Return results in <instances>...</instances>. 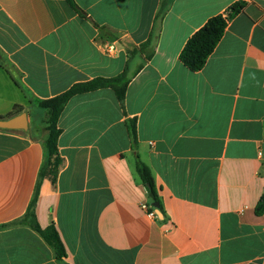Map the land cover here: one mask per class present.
Segmentation results:
<instances>
[{
	"label": "crops",
	"instance_id": "1",
	"mask_svg": "<svg viewBox=\"0 0 264 264\" xmlns=\"http://www.w3.org/2000/svg\"><path fill=\"white\" fill-rule=\"evenodd\" d=\"M73 2L81 12L68 0H0V119L20 106L29 121L27 132L0 129V264H264V215L255 213L264 195V0ZM240 2L206 66L186 68L189 39ZM122 75L123 102L103 88L67 103L56 183L40 180L47 125L33 121L38 104ZM38 184L36 220L57 228L61 261L22 222Z\"/></svg>",
	"mask_w": 264,
	"mask_h": 264
},
{
	"label": "trees",
	"instance_id": "2",
	"mask_svg": "<svg viewBox=\"0 0 264 264\" xmlns=\"http://www.w3.org/2000/svg\"><path fill=\"white\" fill-rule=\"evenodd\" d=\"M68 2L76 11L81 12L73 0H68ZM244 9L245 4L243 2L235 3L228 9L226 16L218 15L210 19L207 24L193 35L185 45L180 54V61L182 64L192 72L201 71L206 66L210 56L214 53L216 47L222 40L229 21L242 13ZM127 85L128 82L124 75L111 79L97 78L88 82L76 84L65 93L39 103V107L48 111L49 115L47 136L44 140L46 159L40 173V180L49 178L53 183H56L59 168L62 163L58 148L60 130L58 129L57 124L67 103L77 95L103 88L113 89L119 101L123 102L126 96ZM22 112V107H15L14 114L18 115ZM11 116L12 115H10V117ZM137 170L143 182L149 188L150 192L154 194L155 200H157L158 196L155 191V180L150 168L139 161L137 164ZM39 186L40 184H38L36 189V194L31 203L28 215L22 220V222L38 232L52 247L57 259L61 261L66 257V248L57 228L51 226L47 229H42L36 220L35 206L39 197ZM255 213L258 216L264 215V195L260 199L255 209Z\"/></svg>",
	"mask_w": 264,
	"mask_h": 264
},
{
	"label": "water",
	"instance_id": "3",
	"mask_svg": "<svg viewBox=\"0 0 264 264\" xmlns=\"http://www.w3.org/2000/svg\"><path fill=\"white\" fill-rule=\"evenodd\" d=\"M0 129L5 130H19L27 132L29 130V121L27 113H21L15 117H12L7 120L0 119ZM151 198L154 199V194H151ZM154 207L159 208V204L155 203Z\"/></svg>",
	"mask_w": 264,
	"mask_h": 264
},
{
	"label": "rangeland",
	"instance_id": "4",
	"mask_svg": "<svg viewBox=\"0 0 264 264\" xmlns=\"http://www.w3.org/2000/svg\"><path fill=\"white\" fill-rule=\"evenodd\" d=\"M107 51V50H106ZM38 111L35 112L34 116H33V121L35 123H37L38 125H42L43 123H46V125L48 126V119H49V115H48V111L42 109L39 107L38 104Z\"/></svg>",
	"mask_w": 264,
	"mask_h": 264
},
{
	"label": "built area",
	"instance_id": "5",
	"mask_svg": "<svg viewBox=\"0 0 264 264\" xmlns=\"http://www.w3.org/2000/svg\"><path fill=\"white\" fill-rule=\"evenodd\" d=\"M106 50H107V52L112 53V52L115 50V48H114L113 46H110V47H107ZM260 155H262V154L260 153ZM142 207H143L144 210H146V211L148 212V214H149L151 217H153V218H157V214H156V212L153 210V208H149L147 205H143Z\"/></svg>",
	"mask_w": 264,
	"mask_h": 264
}]
</instances>
